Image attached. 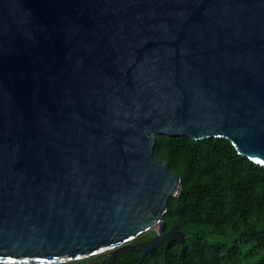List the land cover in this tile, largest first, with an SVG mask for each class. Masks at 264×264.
<instances>
[{
    "label": "water",
    "instance_id": "obj_1",
    "mask_svg": "<svg viewBox=\"0 0 264 264\" xmlns=\"http://www.w3.org/2000/svg\"><path fill=\"white\" fill-rule=\"evenodd\" d=\"M156 135L264 166V0H0V264L182 241Z\"/></svg>",
    "mask_w": 264,
    "mask_h": 264
},
{
    "label": "trees",
    "instance_id": "obj_2",
    "mask_svg": "<svg viewBox=\"0 0 264 264\" xmlns=\"http://www.w3.org/2000/svg\"><path fill=\"white\" fill-rule=\"evenodd\" d=\"M154 155L182 178L164 217L166 229L177 225L184 238L141 264H264V166L225 137L156 135ZM111 253L60 264H108ZM141 253L121 252L115 264H137Z\"/></svg>",
    "mask_w": 264,
    "mask_h": 264
}]
</instances>
